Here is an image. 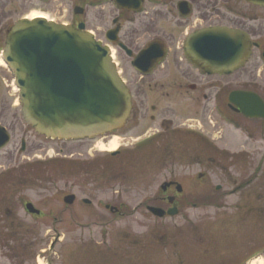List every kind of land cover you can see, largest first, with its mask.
I'll list each match as a JSON object with an SVG mask.
<instances>
[{"label": "rangeland", "instance_id": "1", "mask_svg": "<svg viewBox=\"0 0 264 264\" xmlns=\"http://www.w3.org/2000/svg\"><path fill=\"white\" fill-rule=\"evenodd\" d=\"M27 1L0 0V40H5L18 19L35 12L56 22L68 20L69 8L60 6V0L44 7L36 1L29 5ZM215 1L208 5L212 12L219 7ZM91 13L90 31L99 40L110 26L105 16L109 14L107 11L99 14L100 19L105 17L99 22L97 15ZM145 20L146 25L139 28L141 42L146 35L148 40L149 36L158 34V17L152 15ZM219 20L212 17L211 24H219ZM160 24L167 27L162 18ZM185 31L175 32L177 40ZM3 46L0 45V122L23 129L30 142L42 147H34L35 156H31L34 163L28 171L24 169L15 180L9 176L0 183L1 206L13 196L19 214L12 221L1 211L0 264H264V139L261 138L264 126L261 127V122H251L248 127L255 132V141H247L244 133L217 128L215 143L220 150L228 149L230 156L209 149L197 138L181 140L179 136L172 138L170 144L177 153L168 158L162 149L171 137H165L164 142L143 141L157 129V122L150 118L155 113L150 110L138 124L131 122L127 129L92 143L64 144L39 137L21 118L19 91L1 58ZM116 57L114 60L120 61V75L128 77L130 67L126 58ZM257 57L255 52L251 62L227 81L232 87L247 86L246 81L256 82L252 88L264 97V66L257 68L256 75L248 74L255 69ZM158 82L165 87H159L158 93L155 87L147 89L148 107L157 103L158 96V107L162 110L167 105L174 107L163 115L175 120L182 115L190 120L197 118L195 109H188V103L170 91V81L165 76H158L153 84ZM166 91L171 95H164ZM19 130L5 152L13 149L14 144L19 148ZM116 138L115 151H121L120 156L112 157V151L100 150ZM61 149L70 151L73 159L64 162L59 154ZM23 156H18L17 165L28 162ZM1 160L0 166L6 167L8 164ZM172 181L182 186L181 194L175 189L164 194L163 185ZM69 195L76 196L72 205L64 202ZM167 197V201H161ZM170 198H174L173 204ZM83 200H89L91 205ZM25 202L41 211L42 217H27ZM149 207L165 211L176 207L178 214L158 218L148 211ZM111 208L119 209L122 216H114Z\"/></svg>", "mask_w": 264, "mask_h": 264}, {"label": "flooded vegetation", "instance_id": "2", "mask_svg": "<svg viewBox=\"0 0 264 264\" xmlns=\"http://www.w3.org/2000/svg\"><path fill=\"white\" fill-rule=\"evenodd\" d=\"M34 1L42 5V7L48 5L51 6V4H54V0H28L27 2H30L29 5H33ZM60 1V6H68L69 10L68 14L66 12V17L68 16V20L66 22H56L55 20H52L58 24H64L74 28H79L82 26L86 31L91 32L90 29L92 27H90L89 22V17L90 15H92L91 12L97 15V20L99 22H102L105 18L104 16H102V19H100L99 14L104 15L105 11H107L109 14H105V16H108V23H110V26L105 30L103 37L99 39V41H101L104 45H108L110 47L115 58H117L116 55H121L122 57L126 58L130 67L127 72L128 77L125 78L121 76L132 95L131 115L123 129H127L128 124H130L131 122H133V124H138L139 120H144L147 115L146 113L149 110L154 112L155 114L151 115L150 118L152 122H157V129L149 136H145V139L143 141L148 140L149 142H158L163 140L162 142H164L165 137H171L169 141L164 143L165 145L163 144L164 146L162 149V151L166 153L168 158H173L176 155L177 150L172 148L170 144L174 140L172 138H176L179 136L181 140H194L195 138H197L198 140H200V142H204L206 146L209 147V149L217 152H224L226 155L230 156L231 153L228 149L223 148L222 150H220L215 143L216 138L214 137V134L217 131V128L226 129L231 131L232 133H244L247 136V141H255V132L248 129V127H250L249 124H251V122H261V127H263L264 119L260 118L258 120L248 118L245 114H243V112L237 105L231 102L230 96L235 92L253 93L257 95L259 91L252 88V85L256 84V82L246 81L244 83L248 84L247 86L232 87L231 83L227 81V78L240 73L242 69L251 62L255 52L256 55L258 54V61L254 62L255 69L251 71V73H248L250 77L256 75L257 68L260 65L264 66V42L262 41V38H264V7L248 3L245 0H237L239 3L235 1L233 3L231 0H216L215 3L219 7L216 8L215 12H212L211 7L208 6L209 3L212 2V0ZM63 10L65 11V9ZM152 15L158 17V34H155L153 37L149 36L150 38L148 40L146 35L141 42L142 35H140L141 30L139 31V28H142L143 25H146L145 19ZM212 17L220 19V23L212 25ZM23 18L18 19L16 22ZM161 18L162 21L164 20V22L167 24V27H163L162 24H160ZM153 20L154 19H152V21ZM225 21L228 22V24H223V22ZM168 25H170V27H168ZM217 26H224L227 28L246 32L250 36L253 45L251 57L246 65L242 69L235 71L230 75H218L209 73L199 65H196L191 60L188 51L186 50L188 38L193 33ZM93 29L96 30L100 28L94 27ZM184 29L186 31L183 33V37L180 40H177L175 32L177 30ZM8 32L6 34L5 40H0V45H5ZM153 43L158 45L157 65H155L153 69L147 72L136 69L133 66V63L136 60L137 56L150 44ZM122 46L126 47V49H123ZM161 50H163L164 53L162 56H159V52ZM119 62H116L118 67L120 65ZM160 75L165 76L170 81L168 84V86L171 87L170 91L173 92L177 97L181 98L183 101H186L188 103L186 105L188 106V109H195L194 112L197 118L190 120L189 117H184L182 115L179 116L177 120H175L172 119L171 116H165V114L163 115V113H166L165 111H170L174 109V107H172V105H167L168 107L162 110V108L158 107V96L156 97V104L151 105L150 107L147 106V89L152 90L155 87V92L158 93L159 87H165L164 83L158 82V84H153V81H155V79ZM170 91H166L163 93L164 95L169 96L171 95ZM258 96L264 102V97H262L260 94H258ZM183 104L185 105L186 103ZM181 109V111L183 112V108ZM158 116L161 117L159 129ZM188 122H193L194 124H190ZM196 123L200 127L198 125L196 126ZM0 126L5 129L6 133H8L9 136L7 145L0 149V161L2 162L1 159H3L4 163L8 164L6 165V167L0 166V169H2V167H4L3 169H5L0 171L1 183V181H3L6 177L8 178L9 176H12V179L15 180L18 172L24 171V169L28 171L34 163L33 161H31V156H35L34 147L41 148L42 144L30 142L28 136H26L28 134L25 133L23 129L19 130V128H16V125H12L9 127L0 122ZM244 128H246L247 130H244ZM16 130H19V137L21 136L20 146L19 148H17V144H14L13 149L5 152V150L8 149V147L12 144L14 134L16 135ZM30 130L34 134V130ZM146 130L147 129H145V131ZM115 133L117 132H114L113 134ZM113 134H108L100 138L105 139L109 136L112 137ZM222 134L223 133H221V135ZM221 135L219 136V138H221ZM261 138L264 139V136H261ZM97 139L98 138L85 139L83 141L62 140V142L64 144H82L86 142L92 143ZM1 140H3V137H1ZM183 143L187 144V142ZM66 153L68 155H66ZM59 154L61 155L63 160L65 159L64 162H66L67 158L73 159L74 157L73 155H69L70 151L65 149H61ZM121 154V151H117L115 155H112V153H110L112 157L118 155L120 156ZM248 154L252 153L249 152ZM19 155H25L23 157L27 159L28 162H23L17 165V159ZM76 160L79 161V159ZM11 164L14 165L10 166ZM169 183L172 185L168 187L166 191H163L165 192L164 194H167L173 189H175V191L177 192L178 183L173 181ZM167 199L168 197L161 199V201H167ZM8 200L6 203H4L3 206H1L0 204V214L2 211L5 218L14 221L19 217L18 211L16 210L17 204L13 196L10 202H8ZM155 201L158 203V198ZM28 203L29 202L24 203L27 217H42L41 211L38 215L30 213L26 208ZM87 205H91V203ZM106 209H109L108 206H106ZM110 212L114 216H122V213L117 208H114L113 212L110 210Z\"/></svg>", "mask_w": 264, "mask_h": 264}, {"label": "water", "instance_id": "3", "mask_svg": "<svg viewBox=\"0 0 264 264\" xmlns=\"http://www.w3.org/2000/svg\"><path fill=\"white\" fill-rule=\"evenodd\" d=\"M245 1L264 7V0ZM252 47L246 32L224 26L193 33L186 44L196 65L218 75L242 69ZM163 53L161 50L159 56ZM2 57L15 77L23 119L38 135L51 140L94 139L123 129L130 118L132 95L119 75L110 47L82 26L74 28L46 18L21 19L8 32ZM157 63L158 45L153 43L137 56L133 66L150 71ZM230 100L248 118L264 119V102L258 94L235 92ZM8 141V133L0 126V149ZM171 185H163V191ZM177 191L182 193L179 184ZM75 199L70 195L64 202L72 205ZM169 201L173 204L174 198ZM26 208L40 214L31 203ZM148 211L158 218L178 214L176 207L168 211L149 207Z\"/></svg>", "mask_w": 264, "mask_h": 264}, {"label": "bare ground", "instance_id": "4", "mask_svg": "<svg viewBox=\"0 0 264 264\" xmlns=\"http://www.w3.org/2000/svg\"><path fill=\"white\" fill-rule=\"evenodd\" d=\"M35 18H46V19H48L47 16H45V14L40 13V12H35V13L31 14L30 16H28L29 20H33ZM117 148H118V140L116 138L109 144V146L106 147L105 145H102L100 150L101 151H112L113 152Z\"/></svg>", "mask_w": 264, "mask_h": 264}]
</instances>
